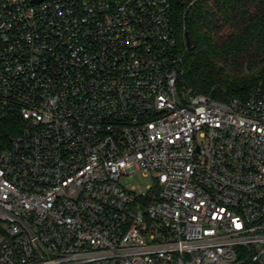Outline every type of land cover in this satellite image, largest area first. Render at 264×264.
Instances as JSON below:
<instances>
[{
  "label": "built area",
  "instance_id": "2783aa9c",
  "mask_svg": "<svg viewBox=\"0 0 264 264\" xmlns=\"http://www.w3.org/2000/svg\"><path fill=\"white\" fill-rule=\"evenodd\" d=\"M182 59L171 0H0V264H264V80Z\"/></svg>",
  "mask_w": 264,
  "mask_h": 264
},
{
  "label": "trees",
  "instance_id": "16d2710c",
  "mask_svg": "<svg viewBox=\"0 0 264 264\" xmlns=\"http://www.w3.org/2000/svg\"><path fill=\"white\" fill-rule=\"evenodd\" d=\"M171 3L187 88L228 101L264 80V0Z\"/></svg>",
  "mask_w": 264,
  "mask_h": 264
},
{
  "label": "rangeland",
  "instance_id": "374dc122",
  "mask_svg": "<svg viewBox=\"0 0 264 264\" xmlns=\"http://www.w3.org/2000/svg\"><path fill=\"white\" fill-rule=\"evenodd\" d=\"M153 183V178L150 175H145L142 172H136L132 176V181L129 186L135 187V192L138 194H146L150 192L149 185Z\"/></svg>",
  "mask_w": 264,
  "mask_h": 264
},
{
  "label": "water",
  "instance_id": "95a60500",
  "mask_svg": "<svg viewBox=\"0 0 264 264\" xmlns=\"http://www.w3.org/2000/svg\"><path fill=\"white\" fill-rule=\"evenodd\" d=\"M193 39L191 38L190 36V33L189 32H186V46L187 48H190L193 46Z\"/></svg>",
  "mask_w": 264,
  "mask_h": 264
}]
</instances>
